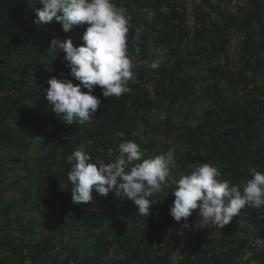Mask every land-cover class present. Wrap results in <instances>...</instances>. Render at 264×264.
I'll return each instance as SVG.
<instances>
[{"label": "trees", "instance_id": "1", "mask_svg": "<svg viewBox=\"0 0 264 264\" xmlns=\"http://www.w3.org/2000/svg\"><path fill=\"white\" fill-rule=\"evenodd\" d=\"M224 1L114 0L131 17L134 83L109 98L94 86L100 106L80 125L56 117L42 90L53 76L79 83L49 42L79 45L86 26L39 28L29 7L36 0H0V264H264V248L248 239L264 240V207L246 206L223 229L201 232L170 215V181L144 218L112 192L93 190V201L74 204L67 175L77 147L92 162H111L123 140L145 156L174 148L173 177L200 163L237 184L251 168L264 173V0H243L237 14ZM145 7L151 22L139 13ZM157 58V69L145 66ZM198 220L194 210L188 223Z\"/></svg>", "mask_w": 264, "mask_h": 264}, {"label": "clouds", "instance_id": "2", "mask_svg": "<svg viewBox=\"0 0 264 264\" xmlns=\"http://www.w3.org/2000/svg\"><path fill=\"white\" fill-rule=\"evenodd\" d=\"M38 4L41 7H37ZM29 7L35 13L32 22L39 28L53 21L66 33L74 26H86L81 35L83 43L79 45L74 46L71 38L53 37L49 42V49H59L65 54L66 67L79 83L53 76L42 91L51 111L56 117L62 116L63 122L91 124L101 103L100 98L93 95L94 86H100L102 95L109 98L129 92L130 82L134 83V65L128 50L131 19L128 10L117 6L114 0H36ZM139 13L149 22L155 15L148 7L139 9ZM143 28V24L136 27L137 37ZM135 51L139 53V48ZM162 56L163 51H160ZM160 62L157 58L146 60L144 64L148 69H157ZM34 139L43 144L42 136ZM118 149L119 155L111 162H92L83 149L71 153V169L67 175L74 204L93 201V190L100 196L112 192L119 200L130 199L145 218L157 201L150 197L161 192L170 181L175 187L171 190L174 199L169 213L175 221H184L183 229L220 230L246 206L264 207V173L256 168L249 169L250 178L238 184L231 179H220L221 172L210 163L197 164L189 173L181 172L173 177L174 148L145 156L135 141L123 140ZM194 210L199 220L189 225L188 218ZM179 234L183 235L182 229Z\"/></svg>", "mask_w": 264, "mask_h": 264}, {"label": "built area", "instance_id": "3", "mask_svg": "<svg viewBox=\"0 0 264 264\" xmlns=\"http://www.w3.org/2000/svg\"><path fill=\"white\" fill-rule=\"evenodd\" d=\"M180 1H185V0H180ZM225 6L228 10L234 12L235 14L238 13L239 6L242 5L243 0H225L224 1ZM79 149V147H77ZM93 209H99L97 205L93 206ZM244 221H239V224L237 225L238 232L240 234V237L245 236V231L242 230ZM248 239L250 241L251 247L254 250L260 251L261 249L264 248V240L259 237L255 236L254 234H249ZM200 264V263H197Z\"/></svg>", "mask_w": 264, "mask_h": 264}, {"label": "rangeland", "instance_id": "4", "mask_svg": "<svg viewBox=\"0 0 264 264\" xmlns=\"http://www.w3.org/2000/svg\"><path fill=\"white\" fill-rule=\"evenodd\" d=\"M238 40V39H237ZM235 42H236V40H235ZM234 49L235 50H237V47H236V45L234 44ZM207 229H211V228H202V229H199V231H201V232H206L207 231ZM213 231V230H212Z\"/></svg>", "mask_w": 264, "mask_h": 264}]
</instances>
